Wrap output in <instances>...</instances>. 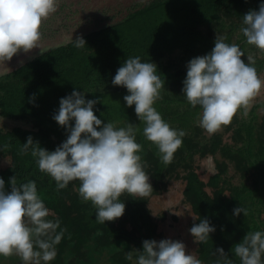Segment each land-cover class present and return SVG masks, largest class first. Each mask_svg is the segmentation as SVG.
<instances>
[{"label": "trees", "instance_id": "trees-1", "mask_svg": "<svg viewBox=\"0 0 264 264\" xmlns=\"http://www.w3.org/2000/svg\"><path fill=\"white\" fill-rule=\"evenodd\" d=\"M261 3L264 0L135 2L120 19L104 12V19L98 18L93 27L73 26L72 36L56 42L53 23L62 15H70L67 5H60V10L43 22L39 48L23 52L25 58L17 53L8 61L9 66L0 69V117L22 124L0 128V159L10 160V165L0 168V178L6 191L11 190L12 176H16L17 184L35 181L38 195L49 209L47 219L58 218L61 228L66 229L56 246L58 258L48 264H64L63 254L72 257L69 264H81L76 261L85 259L87 246L92 244L99 253L112 256L110 264H136L144 240L168 239L160 231V223L168 215L164 212L154 217L150 202L168 193L174 182L183 185L181 201L193 214L191 227L207 219L216 229L206 243L197 242V258L202 264H216L218 260L226 264L218 253L213 255L217 248H223L231 264H241L234 246L249 231L264 232V102L254 104L247 117L241 110L229 126L209 135L198 123L202 109L192 108L182 89L188 62L209 54L217 36L252 54L258 76L264 74V52L248 45L240 30L243 16L250 10L258 11ZM85 22L83 18L82 24ZM77 37L86 41L83 48L75 47ZM245 54L241 59L248 63ZM136 56L141 62L154 63L157 75L165 82L163 99L154 107L172 128L187 133L169 165L162 163L157 147L144 137L145 124L137 118L135 105H126L123 97L129 94L127 89L112 84L117 69L128 57ZM74 90L82 92L86 100H98L93 111L104 124L135 125L136 141L143 146L139 154L147 164L144 170L153 189L144 198L123 193L119 198L125 204L123 216L105 224L96 221L91 202L82 201L78 180L57 191L55 180L39 170L31 151L20 154L29 136L49 152L67 139V130L53 117L60 99ZM71 123L74 126V121ZM206 158L214 161L216 170L208 181L201 179L197 161ZM239 206L248 210L247 216L233 214ZM172 220L179 221L176 216ZM129 252L133 253L131 261L126 258Z\"/></svg>", "mask_w": 264, "mask_h": 264}, {"label": "clouds", "instance_id": "clouds-1", "mask_svg": "<svg viewBox=\"0 0 264 264\" xmlns=\"http://www.w3.org/2000/svg\"><path fill=\"white\" fill-rule=\"evenodd\" d=\"M58 7L59 0H0V62L11 61L21 51L39 48L43 22ZM243 25L240 30L246 43L264 52V3L258 11L250 10L243 16ZM74 43L77 48L86 45L82 37ZM244 54L239 45L228 44L224 37L217 36L209 54L187 64L182 91L192 108L202 109L198 123L209 135L229 126L241 110L247 117L264 89L254 61L247 57L245 63L241 59ZM112 84L127 89L129 94L123 99L128 107L135 105L137 118L145 124L144 137L157 147L162 163L171 164L187 133L172 128L154 107L163 99L161 90L165 87L157 75V66L141 62L139 56L128 57L117 69ZM97 103L75 90L61 98L53 119L67 130V139L49 152L29 136L20 154L27 155L30 150L39 170L55 180L57 191L78 180L82 201L91 202L96 208V221L105 224L123 216L125 204L119 201L123 193L144 198L153 189L144 170L147 164L139 154L143 146L136 141L137 128L131 123L126 127H117L110 121L104 124L94 114ZM9 180L11 190L6 191L5 181L0 178V256L16 255L23 264H48L55 259L56 246L66 229L61 228L58 218L47 219L49 209L38 195L35 181L17 184L16 176ZM240 213L247 216L248 210L240 206L233 210L236 216ZM215 230L203 219L189 232L196 242L206 243ZM233 251L241 264H264V232L249 231ZM137 252L136 264H202L193 253L186 254L184 243L171 239L144 240L143 251ZM217 253L231 264L223 248H217L213 255ZM126 258L131 261L133 253H127Z\"/></svg>", "mask_w": 264, "mask_h": 264}, {"label": "rangeland", "instance_id": "rangeland-1", "mask_svg": "<svg viewBox=\"0 0 264 264\" xmlns=\"http://www.w3.org/2000/svg\"><path fill=\"white\" fill-rule=\"evenodd\" d=\"M148 1L150 0H59L58 11L60 10V5H67L66 7L69 9L70 15L69 17L62 15L60 21L57 20L53 23V29L56 28L54 34L55 38L53 37V39L56 42H59L67 37L72 36L75 32V30H73L75 29V27L73 28V26L83 25L84 28L87 29L93 27V24L96 23L97 20H99L98 18L104 19V12L107 11H109V16H116L117 19H120L121 17L125 16L128 12H130V9L132 8L135 2H141L142 4H144ZM69 12H67V14ZM83 18H86L85 24H82ZM45 39H47L45 41L46 44L49 46V39ZM18 54L25 58L23 51L19 52ZM247 57H251L252 59L254 58V56L250 53L245 54L246 59ZM8 63V61L0 62V69L2 70L4 67L9 66ZM1 74L3 73L0 72V75ZM260 79L264 80V74L260 75ZM260 102H264V89L261 90V94L254 100L253 105ZM258 111L262 113L261 109H259ZM20 125L22 124L10 122L0 117V128L12 129L13 127ZM197 161L201 164V169L199 171L201 179H203L204 181H208L210 176L213 175L216 171L214 161L209 158L201 160L197 159ZM8 165H10L9 158L0 159V168L4 169ZM182 186L183 185L181 183L174 182L170 186L168 193L162 196L153 197L151 199L150 206L154 217L160 216L164 212H166L168 215L166 221L164 223H160V231L164 232L167 235L168 239L184 243V245L186 246V254L193 253L196 256L197 242L189 232V229L191 228V220L193 219V214L189 210V207L181 201L183 192ZM173 216H176L179 221L174 222L172 220ZM95 248V244L87 246V255L85 259H79L76 262H79L81 264L112 263V256L110 254H108L107 252L99 253L95 250ZM113 251L116 252L117 248ZM57 258L58 255H56L54 260H56ZM61 258L63 259L64 264H69V261L72 257L69 256V254H63ZM0 264H23V262L16 255H13L8 258L0 256Z\"/></svg>", "mask_w": 264, "mask_h": 264}]
</instances>
